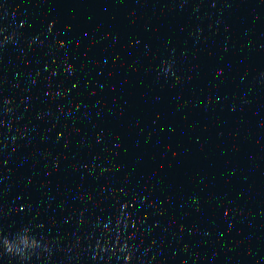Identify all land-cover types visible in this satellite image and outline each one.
<instances>
[{"label": "water", "instance_id": "obj_1", "mask_svg": "<svg viewBox=\"0 0 264 264\" xmlns=\"http://www.w3.org/2000/svg\"><path fill=\"white\" fill-rule=\"evenodd\" d=\"M0 29V191L264 241V0H0Z\"/></svg>", "mask_w": 264, "mask_h": 264}, {"label": "clouds", "instance_id": "obj_2", "mask_svg": "<svg viewBox=\"0 0 264 264\" xmlns=\"http://www.w3.org/2000/svg\"><path fill=\"white\" fill-rule=\"evenodd\" d=\"M14 35L15 34H13L12 36L4 35V29H0V36H3V40H0V48L4 47L8 42L13 40ZM3 103H10V101L5 100V101H3ZM22 242L25 243L26 246H36L35 244L29 245L28 241L26 239L23 240ZM128 259L129 260L131 259V255L130 254L128 255Z\"/></svg>", "mask_w": 264, "mask_h": 264}]
</instances>
